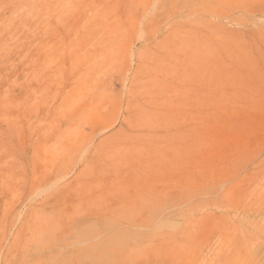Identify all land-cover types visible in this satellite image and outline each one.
<instances>
[{"label":"rangeland","instance_id":"374dc122","mask_svg":"<svg viewBox=\"0 0 264 264\" xmlns=\"http://www.w3.org/2000/svg\"><path fill=\"white\" fill-rule=\"evenodd\" d=\"M0 264H264V0H0Z\"/></svg>","mask_w":264,"mask_h":264},{"label":"bare ground","instance_id":"6f19581e","mask_svg":"<svg viewBox=\"0 0 264 264\" xmlns=\"http://www.w3.org/2000/svg\"><path fill=\"white\" fill-rule=\"evenodd\" d=\"M138 65V64H137ZM139 66V65H138Z\"/></svg>","mask_w":264,"mask_h":264}]
</instances>
